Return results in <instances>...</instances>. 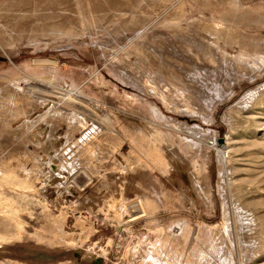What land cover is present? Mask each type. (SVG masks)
<instances>
[{
	"label": "rangeland",
	"instance_id": "1",
	"mask_svg": "<svg viewBox=\"0 0 264 264\" xmlns=\"http://www.w3.org/2000/svg\"><path fill=\"white\" fill-rule=\"evenodd\" d=\"M256 52L264 0H0V264H264Z\"/></svg>",
	"mask_w": 264,
	"mask_h": 264
},
{
	"label": "bare ground",
	"instance_id": "2",
	"mask_svg": "<svg viewBox=\"0 0 264 264\" xmlns=\"http://www.w3.org/2000/svg\"><path fill=\"white\" fill-rule=\"evenodd\" d=\"M235 16V15H234ZM230 17V16H229ZM239 17V16H238ZM230 21V20H229ZM249 23H251V21H249ZM212 25V24H211ZM211 25H208L207 26V28L208 29H212V33H214L217 37H224L225 39H227V41H228V43H232V42H234V41H237L236 39V34L234 33V32H232V31H222L221 30V28L220 29H218V27H214V26H211ZM224 28V27H223ZM226 28V27H225ZM62 27H58V30L59 31H61L62 32ZM228 30V29H227ZM209 32H211V31H209ZM211 33V34H212ZM214 37V36H213ZM217 39H220V38H217ZM224 39V40H225ZM226 41V40H225ZM248 41V40H247ZM251 42V43H250ZM249 43L252 45V46H254V45H256V41H254V40H251ZM247 42L246 41H244V44H246ZM248 44V43H247ZM244 55V54H243ZM255 55H256V58H255V60H256V63L255 64H258V62L261 60V61H264V53H262V52H259V53H255ZM241 58H242V60H244L245 58L243 57V56H241ZM247 58V57H246ZM245 62V61H244ZM250 62V61H249ZM248 62V63H249ZM264 64V63H263ZM253 65V64H252ZM14 93V97H16L15 99H12L11 98V100H10V97H9V99H7V100H5V99H1L0 100V114L1 115H3V118H5V120L9 123L10 121H11V119L12 118H14L15 116H17V115H19V114H24L25 113V110L23 109V108H21V107H19L17 104H18V95L20 94V93H18V92H13ZM9 95V94H8ZM2 96V95H1ZM13 96V95H12ZM27 117V116H26ZM83 117V116H82ZM2 118V119H3ZM30 119L29 118H25L24 119V122H23V124H25V123H29L30 124ZM7 123V124H8ZM80 123H81V120H80ZM10 124V123H9ZM22 124V125H23ZM26 125V124H25ZM8 126V125H7ZM29 126V125H28ZM38 141V140H37ZM225 144H223V143H221L220 142V146H225L228 142L227 141H225L224 142ZM223 144V145H222ZM92 150H93V154H94V156L96 157V156H100V152H102L101 151V149H100V147H99V145L98 144H93L92 146ZM91 147H90V149H91ZM52 150V149H51ZM88 151V150H87ZM90 151V150H89ZM52 152V151H51ZM50 152V153H51ZM54 152V151H53ZM13 153H15V152H13ZM28 153V152H27ZM83 153V152H82ZM81 153V154H82ZM90 153H92L91 151H90ZM52 154V153H51ZM85 154V153H84ZM93 154H91V155H93ZM14 155V157H16V158H23V160H24V158L26 159V158H31V157H33V155H30L29 153L28 154H26V152H24V153H17L16 152V154H13ZM87 155V154H86ZM55 156V155H54ZM53 155H52V157H54ZM50 157V156H49ZM52 157H50V159H49V162H48V166H50L54 171H56L58 168L57 167H61L62 169H64V168H69V170L70 169H72V167H73V169H74V164H77V162H78V159H76V160H74L72 163H71V167H67L66 165L67 164H65V163H63V162H59V160H58V162L59 163H56V162H54V161H52ZM75 159V158H74ZM80 160V159H79ZM25 161V160H24ZM48 161V160H47ZM77 161V162H76ZM81 161V160H80ZM65 164V165H64ZM69 165H70V163H69ZM74 165V166H73ZM78 165V164H77ZM50 169V168H49ZM48 169V170H49ZM43 170V169H42ZM42 170H40L39 168L38 169H35V168H33V169H30V171L28 170V174H29V177L28 178H26V179H23V180H21L20 182H18L19 184H18V188H24V189H31V190H33V187H34V184H32L33 183V179H34V176L36 175V174H38V173H40ZM44 171V170H43ZM42 171V172H43ZM59 171V170H58ZM41 172V173H42ZM60 172V171H59ZM44 173V175H46V176H48L49 178L51 177L52 178V176L51 175H49V173L46 171V173L45 172H43ZM13 175H15V174H13ZM43 175V174H42ZM64 176V175H63ZM47 177V178H48ZM46 178V177H45ZM63 178V177H62ZM5 180H6V178L5 177H3V175H2V173H0V185H2V184H4L5 183ZM197 182V181H196ZM198 184V183H197ZM42 188V187H41ZM113 202H116L115 200H113ZM225 210V209H224ZM227 210V209H226ZM225 210V211H226ZM20 210L18 209V208H16L15 207V205H14V202H12V201H10V200H8L6 197H4L3 195H2V193H0V214L1 213H3L4 214V216H9V217H11L12 218V220L14 221V223L16 224V232H15V234L13 235V237H18L19 235H20V233H21V228H22V224L17 220V213L19 212ZM225 213V212H224ZM2 215V214H1ZM229 216V215H228ZM227 219V218H226ZM227 228V227H226Z\"/></svg>",
	"mask_w": 264,
	"mask_h": 264
},
{
	"label": "water",
	"instance_id": "3",
	"mask_svg": "<svg viewBox=\"0 0 264 264\" xmlns=\"http://www.w3.org/2000/svg\"><path fill=\"white\" fill-rule=\"evenodd\" d=\"M225 141L224 137H219V142L223 143Z\"/></svg>",
	"mask_w": 264,
	"mask_h": 264
}]
</instances>
